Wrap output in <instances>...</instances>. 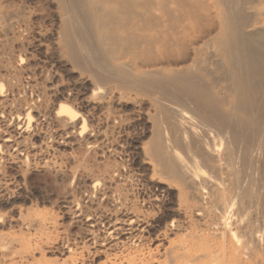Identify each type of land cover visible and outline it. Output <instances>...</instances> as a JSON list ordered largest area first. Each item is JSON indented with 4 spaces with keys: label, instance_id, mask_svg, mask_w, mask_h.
<instances>
[{
    "label": "bare ground",
    "instance_id": "obj_1",
    "mask_svg": "<svg viewBox=\"0 0 264 264\" xmlns=\"http://www.w3.org/2000/svg\"><path fill=\"white\" fill-rule=\"evenodd\" d=\"M0 264H264V0H0Z\"/></svg>",
    "mask_w": 264,
    "mask_h": 264
},
{
    "label": "rangeland",
    "instance_id": "obj_2",
    "mask_svg": "<svg viewBox=\"0 0 264 264\" xmlns=\"http://www.w3.org/2000/svg\"><path fill=\"white\" fill-rule=\"evenodd\" d=\"M41 176H42V177H41ZM35 177H36V178H35ZM35 177L32 178L31 182L33 181L32 183H34V184H35V182H36L38 185H37V184H35V185H37V186H40V185H41V186L44 187V189L47 187V188L45 189L46 192H48L49 190H52V191H53V190H56L55 188L57 187V186H56L57 184H54V183L52 184V181H51V179H50V177H49L48 175L45 176V174H43V175L41 174V175H39V176H35ZM48 177H49V178H48ZM37 179H38V180H37ZM49 179H50V180H49ZM41 180H42V181H41ZM39 182H40V183H39ZM45 182H46V183H45ZM42 183L46 184V186H45L44 184H42ZM49 183H50V184H49ZM47 184H49V185H47ZM54 185H55L56 187H55ZM51 186H52V187H51ZM53 186L55 187L54 189H53ZM58 186H59V185H58ZM51 188H52V189H51ZM60 188H61V186L57 187V190L60 189ZM48 189H49V190H48ZM47 190H48V191H47ZM49 192H51V191H49Z\"/></svg>",
    "mask_w": 264,
    "mask_h": 264
}]
</instances>
